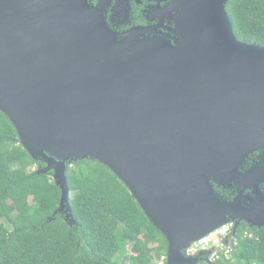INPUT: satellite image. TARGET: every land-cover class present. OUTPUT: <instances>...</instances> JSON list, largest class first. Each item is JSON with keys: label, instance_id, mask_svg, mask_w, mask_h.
<instances>
[{"label": "water", "instance_id": "obj_1", "mask_svg": "<svg viewBox=\"0 0 264 264\" xmlns=\"http://www.w3.org/2000/svg\"><path fill=\"white\" fill-rule=\"evenodd\" d=\"M110 1L0 0V110L38 173L52 171L68 223V162L91 158L166 237L165 264H198L205 250L185 251L232 205L214 184L241 177L255 151L264 163V45L237 38L228 0L157 7L161 26L176 11L172 39L141 36L152 25L120 37Z\"/></svg>", "mask_w": 264, "mask_h": 264}, {"label": "trees", "instance_id": "obj_2", "mask_svg": "<svg viewBox=\"0 0 264 264\" xmlns=\"http://www.w3.org/2000/svg\"><path fill=\"white\" fill-rule=\"evenodd\" d=\"M226 9L239 40L264 45V0H228ZM38 163L0 110V264L166 263V237L110 168L68 162L70 224L58 211L61 188ZM227 250L210 264H264V228L238 226Z\"/></svg>", "mask_w": 264, "mask_h": 264}, {"label": "flooded vegetation", "instance_id": "obj_3", "mask_svg": "<svg viewBox=\"0 0 264 264\" xmlns=\"http://www.w3.org/2000/svg\"><path fill=\"white\" fill-rule=\"evenodd\" d=\"M91 1L94 5H98L100 2V0ZM171 1L111 0L103 7V11L108 23L119 33L120 37L126 36L134 27L152 25L153 28L142 31L141 36H154L162 32L166 35L169 34L172 39L176 11H172L164 17L163 22H161L163 23L162 26L160 24L161 15L156 13L157 7L163 8ZM261 153V151H255L249 155L240 168L241 177L231 182L214 184V189L221 201L232 204L230 208H227L229 211L226 217L228 230L225 235L218 236L215 244L208 248L198 250L196 245L197 253L205 250V253L200 256L198 264L210 261L211 257L219 252V247H223L225 244L226 246L230 245L238 226L254 229L260 228L254 223L264 224V163L262 164L260 159ZM244 175L246 176L244 177ZM246 232L248 233V231ZM220 237L223 241L219 240ZM225 241L227 243H224Z\"/></svg>", "mask_w": 264, "mask_h": 264}, {"label": "rangeland", "instance_id": "obj_4", "mask_svg": "<svg viewBox=\"0 0 264 264\" xmlns=\"http://www.w3.org/2000/svg\"><path fill=\"white\" fill-rule=\"evenodd\" d=\"M37 166H38V164H37ZM36 166V167H37ZM227 226H224L223 228H221L220 230H222V231H220V233L222 234V235H225L226 233H227ZM219 231V230H218ZM225 232V233H224ZM217 238H218V233H217V231L216 232H214L212 235H209L207 238H205V239H203V240H201L198 244H194L193 246H192V248H191V250H189L188 252L187 251H185V253H188L189 255H197V254H199L200 253V251H199V253H197V251L195 250V247H196V245L198 246V250H201V249H204V248H208V247H210L212 244L214 245L215 244V241L217 240ZM221 239V241H223L222 240V238L220 237L219 238V240ZM211 241V242H209V243H204V241ZM224 243H227L226 241L224 242ZM196 249H197V247H196ZM219 249L220 250H225L226 251V253H228V250H227V246H226V244L222 247H219ZM218 253V252H217ZM217 253H215L212 257H211V260L210 261H206V262H208L209 264L211 263V261H212V259H214V257H215V255L217 254ZM199 260H200V258H199ZM128 263V262H127Z\"/></svg>", "mask_w": 264, "mask_h": 264}, {"label": "built area", "instance_id": "obj_5", "mask_svg": "<svg viewBox=\"0 0 264 264\" xmlns=\"http://www.w3.org/2000/svg\"><path fill=\"white\" fill-rule=\"evenodd\" d=\"M227 230H228V228H227ZM220 231H222V230H219V231H217V233H218V236H222V234L220 233ZM225 233V232H224ZM210 242V240L209 241H204V243H209Z\"/></svg>", "mask_w": 264, "mask_h": 264}]
</instances>
